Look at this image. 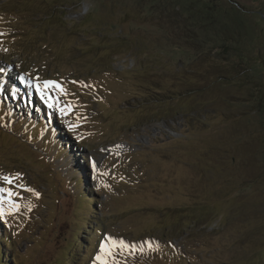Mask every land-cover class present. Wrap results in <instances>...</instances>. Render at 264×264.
Segmentation results:
<instances>
[{
	"label": "rangeland",
	"instance_id": "1",
	"mask_svg": "<svg viewBox=\"0 0 264 264\" xmlns=\"http://www.w3.org/2000/svg\"><path fill=\"white\" fill-rule=\"evenodd\" d=\"M0 69L3 264H264V0H0Z\"/></svg>",
	"mask_w": 264,
	"mask_h": 264
},
{
	"label": "snow or ice",
	"instance_id": "2",
	"mask_svg": "<svg viewBox=\"0 0 264 264\" xmlns=\"http://www.w3.org/2000/svg\"><path fill=\"white\" fill-rule=\"evenodd\" d=\"M0 71H3V69H0ZM19 79L23 82L24 80V77L21 76L19 77ZM39 78H37L38 80ZM31 83V82H29ZM37 93L39 94V97L40 99L44 102V104L47 105V107L49 109H53L55 111H58L60 112L61 115H65L66 112L71 108V105H64V106H61L58 99H53L51 96H49L47 94V89L51 88V87H57L59 88L60 86L56 84L55 81H44L43 84H40V83H36L34 85ZM13 91H15V89H13ZM60 91L64 94H66V92H64V89L60 88ZM75 127H77V125L75 124H69V130H74ZM92 168L95 169L96 168V165L95 163L92 164ZM2 179L4 181H6L8 184H11L12 181H13V177L11 176H4L2 177ZM29 191H32L31 189H29ZM0 192H4V193H7V199H8V209H7V214H11V212L13 210H18L19 209V205L18 204H15L12 202L11 200V197L14 195V193L10 190V188H0ZM37 196H39V193H36ZM5 200V197L3 196H0V204H2ZM6 214L5 212V209L0 207V217L4 216ZM121 246H125L123 245V242L121 241L120 242ZM113 246H115V241H113ZM100 252L103 254V255H97L96 256V260L97 261H100L101 264H107V261L105 260V256H112L113 253L111 251L110 248H107L104 244H101L100 245Z\"/></svg>",
	"mask_w": 264,
	"mask_h": 264
},
{
	"label": "trees",
	"instance_id": "3",
	"mask_svg": "<svg viewBox=\"0 0 264 264\" xmlns=\"http://www.w3.org/2000/svg\"><path fill=\"white\" fill-rule=\"evenodd\" d=\"M172 115H174V114H172ZM50 129V128H49ZM51 130V129H50ZM51 132L53 133V131L51 130ZM82 197H84V196H82ZM88 221V220H87ZM86 224V223H85ZM74 238H77L78 240H80V236L77 234V235H75V237ZM1 246V245H0ZM0 264H3L1 261H9V258H8V260H7V257H3V255H1L0 254ZM10 261H12V257L10 258ZM13 262V261H12Z\"/></svg>",
	"mask_w": 264,
	"mask_h": 264
}]
</instances>
